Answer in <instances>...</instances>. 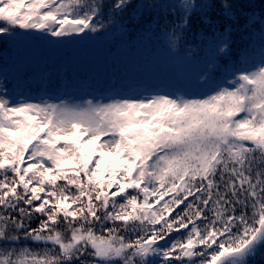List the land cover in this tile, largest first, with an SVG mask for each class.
Returning <instances> with one entry per match:
<instances>
[{"label":"snow or ice","instance_id":"snow-or-ice-1","mask_svg":"<svg viewBox=\"0 0 264 264\" xmlns=\"http://www.w3.org/2000/svg\"><path fill=\"white\" fill-rule=\"evenodd\" d=\"M178 6L180 29L194 5ZM98 12L95 0H0V33L75 39L97 32ZM0 177V241L17 242L11 225L50 245L5 248L0 264H248L264 247V62L204 98L0 99Z\"/></svg>","mask_w":264,"mask_h":264},{"label":"trees","instance_id":"trees-1","mask_svg":"<svg viewBox=\"0 0 264 264\" xmlns=\"http://www.w3.org/2000/svg\"><path fill=\"white\" fill-rule=\"evenodd\" d=\"M119 2L95 0L99 12L94 22L102 26L75 39L47 38L19 28L0 33V99L16 104L154 94L204 98L221 87H233L241 72L254 71L264 62V0H226L230 17L221 0H191L194 8L180 29L175 27L183 15L180 0H125L116 8ZM39 219L34 215L30 224L24 223L35 228ZM5 228L18 240L0 241V251L43 252L50 247L25 240L23 231L11 225ZM186 238L184 230L173 232L169 243ZM248 264H264V247Z\"/></svg>","mask_w":264,"mask_h":264},{"label":"rangeland","instance_id":"rangeland-1","mask_svg":"<svg viewBox=\"0 0 264 264\" xmlns=\"http://www.w3.org/2000/svg\"><path fill=\"white\" fill-rule=\"evenodd\" d=\"M70 98H73V97H70ZM70 98H62L61 100H47V101H43V102H50V103H60V102H64L66 104H69V105H77V104H83L85 103L86 101H89L91 100L93 103H107V102H110L112 100H115V99H122V98H116V97H110L108 99H99V100H94V99H91L90 97H85V98H82V99H70ZM38 103H42V102H38Z\"/></svg>","mask_w":264,"mask_h":264}]
</instances>
